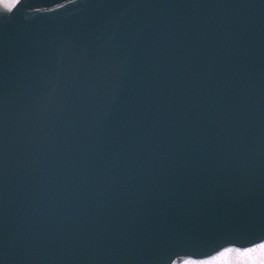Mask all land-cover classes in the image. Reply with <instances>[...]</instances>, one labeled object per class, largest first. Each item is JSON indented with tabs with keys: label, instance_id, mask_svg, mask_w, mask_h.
I'll use <instances>...</instances> for the list:
<instances>
[{
	"label": "water",
	"instance_id": "obj_1",
	"mask_svg": "<svg viewBox=\"0 0 264 264\" xmlns=\"http://www.w3.org/2000/svg\"><path fill=\"white\" fill-rule=\"evenodd\" d=\"M263 240L264 0L0 4V264Z\"/></svg>",
	"mask_w": 264,
	"mask_h": 264
},
{
	"label": "rangeland",
	"instance_id": "obj_2",
	"mask_svg": "<svg viewBox=\"0 0 264 264\" xmlns=\"http://www.w3.org/2000/svg\"><path fill=\"white\" fill-rule=\"evenodd\" d=\"M3 8L6 4H13V0H0ZM185 264H264V241L248 248L237 249L235 247L222 248L218 253L199 263H190L188 257H182Z\"/></svg>",
	"mask_w": 264,
	"mask_h": 264
},
{
	"label": "flooded vegetation",
	"instance_id": "obj_3",
	"mask_svg": "<svg viewBox=\"0 0 264 264\" xmlns=\"http://www.w3.org/2000/svg\"><path fill=\"white\" fill-rule=\"evenodd\" d=\"M0 4H2V7H4L3 3L0 2ZM205 259H208V258H201V259H192L191 258L190 259V263L191 262L199 263V262H201L202 260H205ZM184 262H185L184 260H180L178 264H185ZM171 264H177V261H172Z\"/></svg>",
	"mask_w": 264,
	"mask_h": 264
},
{
	"label": "snow or ice",
	"instance_id": "obj_4",
	"mask_svg": "<svg viewBox=\"0 0 264 264\" xmlns=\"http://www.w3.org/2000/svg\"><path fill=\"white\" fill-rule=\"evenodd\" d=\"M17 2V0H13V4ZM13 4H6L5 6L8 7V8H11L13 6Z\"/></svg>",
	"mask_w": 264,
	"mask_h": 264
}]
</instances>
